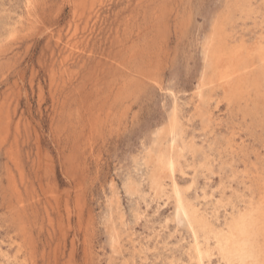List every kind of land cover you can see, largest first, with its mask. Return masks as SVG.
<instances>
[{"label": "rangeland", "instance_id": "1", "mask_svg": "<svg viewBox=\"0 0 264 264\" xmlns=\"http://www.w3.org/2000/svg\"><path fill=\"white\" fill-rule=\"evenodd\" d=\"M256 1L228 44L264 36ZM230 2L0 0V264H193L178 202L150 197L143 161L180 162L183 196L220 227L222 179L249 196L240 178L264 175V122L208 81ZM251 92L264 106V86Z\"/></svg>", "mask_w": 264, "mask_h": 264}, {"label": "bare ground", "instance_id": "2", "mask_svg": "<svg viewBox=\"0 0 264 264\" xmlns=\"http://www.w3.org/2000/svg\"><path fill=\"white\" fill-rule=\"evenodd\" d=\"M257 9L258 4L256 0H231L229 6L224 11V15L222 14L217 24L214 25L212 33L209 36L206 60L208 69L210 70V77L213 75L208 81L212 82V78L216 77L219 86L227 92L226 100L235 99L238 102L243 101L250 115L256 117L263 124L264 106L257 104L255 97L251 98V90L257 95L260 87L264 86V36L260 35L253 47L250 48L243 41L228 44L227 37L229 35L226 33L227 27L233 23L235 16L237 18L250 17L254 19L252 14L258 12ZM255 65L256 67H254ZM255 72L258 73L256 81L254 79ZM249 76H253L254 78ZM178 117L176 114H172L170 117L171 127L180 123L179 119L181 118L179 117L178 119ZM170 147L172 148V146ZM231 148V145L227 146V149L232 150ZM205 159H209V156L206 155ZM143 164L147 168V180L152 192L150 194L153 195L150 197L157 198V196L161 195H165L166 197L174 196V199L178 202L179 209L185 218V226L191 232L189 258L193 264H212L213 257L217 258L218 264H264V175L260 171L254 170L256 171H253L254 175L246 173L245 176L240 178L239 182L244 188H247L249 196L237 186L226 182L224 179L227 175L222 179L223 182H220L222 192L220 191V197L215 201L216 208H213L214 213L219 207L225 208L224 225L220 227L215 225L213 215L208 214V210L199 208L183 196L178 184L180 180L175 179L174 175L175 171L181 175L185 174L180 162L177 161L175 165L166 157H163V159L158 157L153 160V163L146 158ZM149 167L151 170H149ZM231 176L228 178H231ZM167 181L169 183H166ZM247 181L250 183L247 184ZM192 183L186 184L184 190H189ZM167 184H170V186ZM139 186L134 180H128L126 190L129 193L138 192ZM226 190H229V193ZM239 202L242 205H238ZM227 207L230 208L229 211Z\"/></svg>", "mask_w": 264, "mask_h": 264}]
</instances>
